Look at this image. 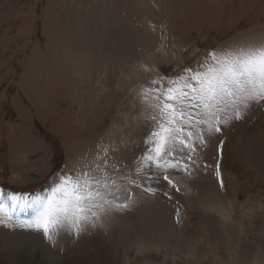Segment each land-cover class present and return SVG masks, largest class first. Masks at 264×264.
<instances>
[{"label":"rangeland","instance_id":"obj_1","mask_svg":"<svg viewBox=\"0 0 264 264\" xmlns=\"http://www.w3.org/2000/svg\"><path fill=\"white\" fill-rule=\"evenodd\" d=\"M261 44L264 0H0V194L44 198L81 171L112 193L78 234L53 241L21 227L32 209L16 208L0 224V264H23L25 231L56 264H226L223 233L239 227L233 254L255 244L264 255V100L239 103L241 118L219 131L186 126L204 137L176 154L188 170L136 172L163 102L153 90L195 86L187 77L210 54Z\"/></svg>","mask_w":264,"mask_h":264},{"label":"snow or ice","instance_id":"obj_2","mask_svg":"<svg viewBox=\"0 0 264 264\" xmlns=\"http://www.w3.org/2000/svg\"><path fill=\"white\" fill-rule=\"evenodd\" d=\"M210 55L212 61L203 71L190 73L187 77V80L195 81V86L181 77L183 83L170 79L167 89L153 90L157 93L156 99L163 102L154 105L158 115L149 118L151 131L144 138L145 151L140 157L137 173L149 168L155 175L148 179L158 180L160 174L169 169L183 167L188 170V164L181 163L184 157L176 154L185 149L194 153L195 139L203 144L204 137L199 132L194 135L186 126L206 125L208 132L219 131L221 123L241 118L239 103L246 110L251 102L264 100V44ZM219 105H230L233 115L222 120L219 113L224 109ZM197 108L200 111L193 113L192 110ZM188 160L194 162L191 155ZM163 179L172 183L167 175ZM108 187L106 180L81 171L78 177H66L44 198L34 196L29 200L28 194H0V224L7 226L6 221L13 219L16 208L28 206L32 214L20 221L21 227L42 232L49 241H53L61 230L78 234L83 225L97 215L93 209L103 210L105 204H112L106 199L112 195L107 191ZM147 190L152 191L151 188Z\"/></svg>","mask_w":264,"mask_h":264},{"label":"bare ground","instance_id":"obj_3","mask_svg":"<svg viewBox=\"0 0 264 264\" xmlns=\"http://www.w3.org/2000/svg\"><path fill=\"white\" fill-rule=\"evenodd\" d=\"M79 17L80 18L77 19L78 24L79 23L83 24L84 20H83L82 16L79 15ZM241 231H243V230L239 227V232L238 231H235V232L225 231L223 233V235H225L226 239H231V240L227 241V243H226V248H227V250H229L228 251V258H227L228 261L226 262V264H264V255H263L262 251L258 249V246L255 244L252 245L250 248H247V247H249V245L247 247H245L243 244H241L239 247L241 249L240 254L237 256L233 254L234 252L232 251V248L235 247V246H233V243H234L233 238H234V236H240L239 234ZM32 234L34 235L33 232H32ZM22 235H26L25 238H27V240H28L27 243L25 241V247L27 248L28 253L25 255L23 254L22 255L23 257L19 256L20 258H23L20 260V263H23V264H56L54 261H52L51 259L49 260V258H46L44 256V254L39 250L38 246L36 245L35 239H33V237H31V234L27 235V231H25V233L23 232ZM252 244H253V242H252ZM20 254H21V252H20ZM137 255L141 256L142 260L145 259L143 257V255H141V254H137ZM74 264H78V263H74ZM80 264H89V263L81 262ZM123 264H133V263L131 262V260L130 261L127 260V258L125 256V260H124ZM144 264H152V263H146L144 261ZM163 264H168V263H166V260L165 261L163 260ZM186 264H192V261H188V263H186Z\"/></svg>","mask_w":264,"mask_h":264}]
</instances>
